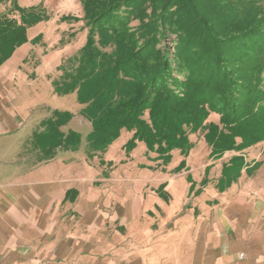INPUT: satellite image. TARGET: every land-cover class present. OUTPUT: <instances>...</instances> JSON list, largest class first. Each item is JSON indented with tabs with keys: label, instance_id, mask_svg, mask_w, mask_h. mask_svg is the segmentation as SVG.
<instances>
[{
	"label": "trees",
	"instance_id": "trees-1",
	"mask_svg": "<svg viewBox=\"0 0 264 264\" xmlns=\"http://www.w3.org/2000/svg\"><path fill=\"white\" fill-rule=\"evenodd\" d=\"M80 2L89 43L63 69L56 90L77 92L92 125L90 147L104 151L123 129L169 159L175 149L189 152L190 135L200 131L216 159L264 141V0ZM5 32L3 60L23 40L20 29ZM171 35L172 56L157 47ZM212 115L220 124L207 126ZM60 117L58 128L70 119ZM79 140L71 132L56 146ZM247 168L243 156L233 157L224 166L227 185Z\"/></svg>",
	"mask_w": 264,
	"mask_h": 264
},
{
	"label": "rangeland",
	"instance_id": "rangeland-1",
	"mask_svg": "<svg viewBox=\"0 0 264 264\" xmlns=\"http://www.w3.org/2000/svg\"><path fill=\"white\" fill-rule=\"evenodd\" d=\"M0 18L5 36L7 30L23 31V40H15V51L9 58L3 60L0 51V93H4L0 112L5 117L15 114L28 122L22 129L8 126L0 129L1 172L19 175L40 166L51 154L42 152L45 148L41 141L48 137L55 144L53 165L86 170L94 185L103 189L104 197L113 193L114 197H110L114 202L127 203L135 196L137 187L149 189L146 198L139 201L144 202L145 212L152 213L150 219L146 218L152 225L148 232L151 237L165 232L193 237L198 220L210 209V202L213 206L225 205L232 195L240 192H248V198L254 197L264 204V141L216 159L211 157L205 131H200L190 135L193 146L189 152L184 154L175 149L169 159L151 150L134 131L123 129L104 151L90 147L92 125L82 114L84 106L77 92L60 94L56 90L63 69L89 43L90 33L80 0H0ZM8 21L13 24L11 28L6 24ZM174 40L176 37L171 35L157 47L167 48L172 56ZM261 86L264 89V82ZM64 115L70 119L58 128L60 116ZM212 124H220L218 116L209 117L206 125ZM71 132L80 140L71 147L56 146L61 135L67 137ZM236 156H243L249 168L227 185L222 176L224 166ZM5 178L8 176L2 179ZM262 210L264 214V205ZM261 232L264 236V223Z\"/></svg>",
	"mask_w": 264,
	"mask_h": 264
},
{
	"label": "crops",
	"instance_id": "crops-1",
	"mask_svg": "<svg viewBox=\"0 0 264 264\" xmlns=\"http://www.w3.org/2000/svg\"><path fill=\"white\" fill-rule=\"evenodd\" d=\"M5 116L0 112V129L28 123ZM41 143L51 154L40 166L19 175L0 171V264H264V204L248 192L225 205L210 202L193 237H151L152 213L139 201L149 189L114 202L86 170L56 168L54 142Z\"/></svg>",
	"mask_w": 264,
	"mask_h": 264
}]
</instances>
